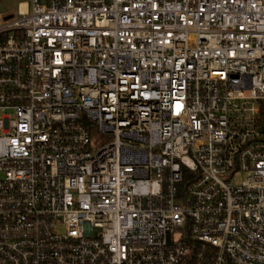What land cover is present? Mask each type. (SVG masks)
Returning <instances> with one entry per match:
<instances>
[{"label":"built area","instance_id":"obj_1","mask_svg":"<svg viewBox=\"0 0 264 264\" xmlns=\"http://www.w3.org/2000/svg\"><path fill=\"white\" fill-rule=\"evenodd\" d=\"M0 264H264V0L1 12Z\"/></svg>","mask_w":264,"mask_h":264},{"label":"rangeland","instance_id":"obj_2","mask_svg":"<svg viewBox=\"0 0 264 264\" xmlns=\"http://www.w3.org/2000/svg\"><path fill=\"white\" fill-rule=\"evenodd\" d=\"M19 1H30V0H0V13L3 11L16 10Z\"/></svg>","mask_w":264,"mask_h":264},{"label":"water","instance_id":"obj_3","mask_svg":"<svg viewBox=\"0 0 264 264\" xmlns=\"http://www.w3.org/2000/svg\"><path fill=\"white\" fill-rule=\"evenodd\" d=\"M8 16H6V18H7Z\"/></svg>","mask_w":264,"mask_h":264}]
</instances>
